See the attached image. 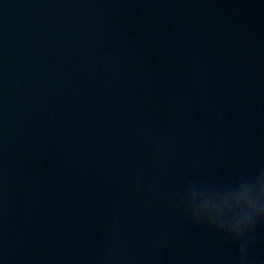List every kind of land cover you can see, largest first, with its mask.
<instances>
[{"label":"water","instance_id":"water-1","mask_svg":"<svg viewBox=\"0 0 264 264\" xmlns=\"http://www.w3.org/2000/svg\"><path fill=\"white\" fill-rule=\"evenodd\" d=\"M0 264H95L48 0H0Z\"/></svg>","mask_w":264,"mask_h":264}]
</instances>
